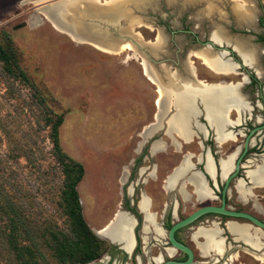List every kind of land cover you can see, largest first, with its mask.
Wrapping results in <instances>:
<instances>
[{"label":"rangeland","instance_id":"obj_1","mask_svg":"<svg viewBox=\"0 0 264 264\" xmlns=\"http://www.w3.org/2000/svg\"><path fill=\"white\" fill-rule=\"evenodd\" d=\"M28 1L35 2L0 0V47L27 76V81L21 79L14 67V75L6 73L0 61V264H58L51 234L70 235V226L63 210L64 175L50 138L51 126L45 124L48 109L52 111L49 116L53 122L61 121L58 139L62 152L84 167V177L77 185L84 220L92 231L103 228L116 213L120 171L130 165V159L135 157L134 149L149 147L158 139L165 147L181 146L178 137L164 136L162 132L152 139L142 134L138 136L143 126L154 121L152 116L157 112V105L153 101L158 94L142 75L132 42L139 40L145 51V42H153L159 30H163L171 42L156 62L174 72L179 68L174 63L176 59L184 61L191 66L196 79L211 84L222 78L216 79L194 54L203 49L215 26L223 27L227 34L253 36L252 42L258 44L256 38L264 37V0H251L259 20L255 32L235 23L232 0H157L154 4L145 0L142 6H129L133 10L132 18H139L141 23L133 21L131 27V18L126 17L97 23L113 39L128 43L133 49H125L118 55L73 42L54 30L44 15L38 13L42 10L38 2L29 4ZM51 1L46 0L42 5ZM106 1L99 0V3ZM139 56L138 61H144L142 53ZM250 72L254 75L252 70ZM240 78L229 76L232 82L239 83ZM256 79L264 85L263 76L258 75ZM251 88V99L256 100L250 103L251 114L260 116L263 108L257 85L253 83ZM262 89L264 98V86ZM197 104L205 115L204 107L199 101ZM223 111L224 118L228 111ZM230 114L231 119H235L236 113ZM205 122L214 135L204 134L207 140L198 144L201 135L194 131L196 137L187 144L188 152L197 153L204 146L214 147L215 144L224 151L236 146L229 155H237L243 138L238 136L237 143L221 146L215 140L213 125ZM164 127V124L160 126ZM189 155L194 166V157ZM177 160L172 152L168 156H157L162 168L164 165L173 167ZM204 160L197 158L203 166ZM248 170L253 171L254 177H264V165L245 168V172ZM191 171L183 177L195 173ZM245 172V177L238 179L247 180L252 187L264 186V181L251 182ZM250 190L248 195H251ZM252 191L259 193L258 189ZM235 192L240 198L248 196L241 197L236 189ZM12 219L19 221L17 242L19 247L31 251V262L26 258L27 253L20 262L9 242ZM146 237L148 239V235ZM100 240L103 253L89 264H121L117 247L107 239Z\"/></svg>","mask_w":264,"mask_h":264},{"label":"flooded vegetation","instance_id":"obj_2","mask_svg":"<svg viewBox=\"0 0 264 264\" xmlns=\"http://www.w3.org/2000/svg\"><path fill=\"white\" fill-rule=\"evenodd\" d=\"M28 2L29 4L35 3L32 1ZM38 3L40 4V8L42 9L43 2ZM258 22L259 20L256 18L255 25L250 30H253L255 32L257 30L256 27L258 25ZM235 23L239 27L246 28L239 25L236 20ZM237 25L236 28H238ZM159 31H162V33H164L163 30ZM228 36L231 38L238 37L239 39H248L251 45H256V47L261 50L262 54L260 55L258 60V67L260 69L261 76H263L264 78V37L261 36L256 38L258 42L257 44L252 42L255 40L253 36H246L244 38L238 33H229ZM165 37L167 39L165 44L166 46L171 42V38L166 34ZM156 39L157 37L155 38V40ZM155 40L153 41V43L155 42ZM208 41H206V43ZM134 43L135 48L137 49L136 54L138 55V58H141L139 54L141 53V50H144V47H142L139 40L134 41ZM151 43L152 42H145V47L147 49L144 52L148 55V58L153 66L152 69H154L159 74V76L163 77V64H159L156 61L161 58V55L164 53L165 46L163 50L158 53L159 58L157 59L151 53L149 47L146 46L147 44ZM206 43H204L203 45H205ZM205 46L203 47V49H206ZM228 49L229 52L226 56L227 59H231V61L235 64H242L239 55L235 53L233 48L229 46ZM212 53L217 55L220 54L217 48L213 49ZM138 58L136 61L141 68L142 75L145 76L143 74L141 61H138ZM174 63L175 65L178 64L179 68H176V72L180 73L181 76L183 75L182 77L189 75L185 71L184 61L182 62L181 60L178 61L176 59ZM237 70L238 71L236 75L241 76V81L239 82L242 84V87L240 89L242 91L241 93L246 96L249 104H254L256 100L252 101L251 99V86L253 83L256 84L259 101L262 103L263 108L260 116H254L253 114L245 115L239 126H228L229 124L223 122L222 133L233 132L235 136L239 135V138H243V143L245 139L249 137V135H251L249 143L251 142V140L255 139L253 147L249 144V147L245 153L243 150H241L236 155L233 166L236 164V161L243 155L239 164V172L237 176L230 180L226 189V194L223 195L225 180L222 181L219 179V168L217 166V162L219 158L226 157L229 154L233 153L237 148L236 146L231 147L230 149H228V151H224L222 149H218L214 144V147L204 146L197 153L188 152L186 143L181 144L179 149H176L175 147L173 148L172 145H170L162 148L161 150L152 151V149L150 148L151 144L149 147L135 148L133 151L135 157L130 159V165L128 167L126 166L125 168H121L122 170L120 171V178L118 182L119 192L116 205V213L126 214L129 218L132 219L134 223L132 231L134 237V247L132 250L131 258L129 259L122 248H119L121 246L115 245L117 247L116 249L121 255V264H156L153 262V260L156 258L160 259L158 264H163L169 261L177 262L179 264H264V186L258 188L252 187L250 183L244 179V183L247 188L251 189V195H248L245 198H240L239 196H237L234 186L235 181L240 178V176H244L245 168L264 165V98L261 96L263 93L262 86L264 85H261L256 79V76L258 77L259 75L257 74L258 72L251 69L250 67L237 65ZM250 70H252L255 76L252 75ZM213 75L216 79L222 78L220 81L224 80V84L236 83L229 80V77L226 78L222 76L218 77V75L215 74ZM193 77H195L196 79L195 74L193 75ZM243 81L245 82L244 85ZM217 83L218 81L214 82L213 84L217 85ZM150 84L155 89L154 92L157 93L155 85L151 82ZM253 96H255L254 93ZM153 104L155 105V99L153 101ZM255 107H258V105L256 104ZM199 108L201 110V115L198 117V123L203 127L204 131L203 133L198 132V134L201 135V138L202 136H204V134H206L208 137L210 134L213 136V131L209 128V126L203 119V109L200 105ZM230 115L231 114L227 112L225 118L232 121ZM148 125H153V122L149 123ZM160 126L149 133L146 138L152 139L160 132H162L164 136H167L166 127L160 128ZM144 127L145 126L140 129L138 136L142 134ZM224 127L226 128V130H223ZM195 128L196 127H193V129L196 131L197 129ZM174 137L178 136L174 135ZM170 152L174 153V155L178 158L177 163L171 168L168 166L165 167L166 165H164V167L162 168L157 161V156H168L170 155ZM188 153L192 154L194 157V166L191 172H199L202 175V177L206 181L207 186L212 191L213 198L199 201L196 197L191 195L193 194L192 189L188 191V188L190 187H187L190 199L189 201L185 202L178 194V189L180 188H177L178 184H176L172 189L165 188L164 183L167 177L176 167L180 165V159H182V157H184ZM207 154L212 158L214 162V169L216 173L214 179H210L205 174L204 166L200 165L197 161V158L199 156L201 158H204ZM143 163L147 164L144 165ZM246 163L249 165H246ZM233 172L234 169L230 172L229 175H231ZM184 181L185 180L183 177L182 182ZM256 189H258V194H255L252 191ZM154 195L159 201H156ZM142 196H145L148 199L147 210L149 213L154 215L155 222L165 233V236L162 239H158L155 238V236L149 231L147 246L144 245V241L142 239L144 235V231L142 230L144 225V215L139 209V202L141 201ZM203 207L224 208L225 211L234 214L246 215L247 217L226 215L223 213L203 214L192 223L176 230L173 235L174 239L178 243H180L188 251H190L191 256L187 251L172 249V244L170 243L168 238L169 230L174 224L188 218L194 212ZM228 225H233L236 229L234 231H231ZM212 228H215L217 230L215 240L219 244L217 246L207 247L205 251H203L201 250L200 246L204 243L205 236L203 234H196L200 229L208 231ZM168 250L172 251L173 255L167 254Z\"/></svg>","mask_w":264,"mask_h":264},{"label":"bare ground","instance_id":"obj_3","mask_svg":"<svg viewBox=\"0 0 264 264\" xmlns=\"http://www.w3.org/2000/svg\"><path fill=\"white\" fill-rule=\"evenodd\" d=\"M34 1L44 2L46 0ZM144 1L145 0H107L105 4H100L99 0H65L43 8L39 11V13L44 15V17L54 26L56 31L58 30L61 34L66 35L73 42L77 44H88L101 52L108 54L116 53L118 55L123 52V50L132 49V47L130 44L125 42L117 44L116 41L113 40V38H111L106 32L100 30L99 24L97 23L103 21L114 22L118 18L123 17L131 18L129 22V26L131 27L133 25V21L135 23H141L139 18H132L133 10L129 6H142ZM156 1L157 0H146L147 3L153 4ZM232 1L234 2L232 11L235 15L237 23L246 28H253L256 22L255 17L257 13L254 6L255 4L251 0ZM239 1L241 2L239 3ZM210 37L217 45L223 44L231 46L235 53L243 59L246 66L254 69L259 75H261L258 67L261 50L256 46L251 45L248 39H239L238 37L231 38L228 36L227 31L221 26H215V29ZM137 39L140 38L138 37ZM165 44L166 38L162 31H159L155 42L147 44L146 46L149 47L151 53L157 57L158 53L163 50ZM194 56L202 63L203 66L206 67V69L213 74L218 75V77L222 76L227 78L231 75L237 74V65L232 62L231 59H227V57L224 56V53L217 55L212 53L210 49L206 48L201 49L194 54ZM184 65L185 71L189 74L188 76L186 75L182 77L183 75L181 76L180 73H171L166 67H163V77H161L154 69H150L149 64L145 60L143 61L142 67L145 72V77L157 86L158 100L156 102V124L144 127L142 135L147 137L149 133L163 123L166 127V134L168 137L171 135H177L184 143L191 144L194 141L193 139L196 137V132L191 130V126L195 123L196 119L197 111L195 103L199 101L205 109L204 116L206 121L212 124L215 129V140L221 146L224 144L227 145V143H237L239 135L235 136L233 132L222 133V126L223 122L229 124L228 126H239L243 117L249 113L251 114L252 112V108L246 96L241 93L242 91L240 92L242 84L238 82L224 84V80H219L217 85H215L213 83L208 84L198 81L195 77H193L194 72L191 66L189 64ZM170 109L171 111L173 110V114L170 117H166ZM221 110H227L229 113L235 112V119L230 121L227 120L225 116L223 118L222 113L224 111L222 112ZM195 129H197V133H203L204 131L199 124L196 125ZM254 141L255 139L250 142L252 147L254 145ZM174 145L176 149H179L178 144ZM162 148H165V145L161 141H157L153 144L152 151L161 150ZM235 158L236 155L233 154L229 155L225 160L218 161V176L222 181H224L227 175H229L232 171ZM204 161V171L206 175L210 179H214L216 173L212 158L207 155L206 160ZM192 168L191 155L186 154L182 158L180 165L176 167L167 177L164 183L165 188L172 189L176 184H178L177 188L180 187L178 189V194L185 202L190 199V195L187 191L188 186L192 188V195L199 201L213 198L212 191L206 184H204L203 177L198 173L195 172L185 176V181L182 182V177L185 173L190 172ZM245 174L251 182L264 181V177H254L253 171L248 170ZM234 186L237 193L241 197L249 194V189L246 187L244 180H236ZM147 208L148 199L145 196H142L141 201L139 202V209L144 215V225L142 229L144 231V236L142 238L144 245L148 242L146 236L149 231H153L156 237L163 238L165 236V233L155 222L154 215L149 213ZM133 227L134 223L131 218H129L126 214L117 213L111 223H108L105 227L99 228L94 232L100 238L119 244L123 251L129 253L134 247L131 233L133 231ZM228 227L231 231L236 229L233 225H228ZM198 234H203L205 236V241L200 246L203 251H205L207 247L217 246L219 244L215 240V236L217 234V230L215 228L208 231L200 229L196 235ZM167 254L173 255V252L168 250ZM159 260V258H156L153 262L158 264Z\"/></svg>","mask_w":264,"mask_h":264},{"label":"trees","instance_id":"obj_4","mask_svg":"<svg viewBox=\"0 0 264 264\" xmlns=\"http://www.w3.org/2000/svg\"><path fill=\"white\" fill-rule=\"evenodd\" d=\"M0 61L4 63L6 73L14 75L15 71L21 79L27 81V76L22 72L10 56L0 47ZM13 67L15 71H13ZM49 115L52 114L48 109ZM45 118V124L51 126L50 138L56 151L57 162L62 168L64 175V190L62 191L63 210L66 215L69 226L70 235L61 233H52L53 252L57 258L58 264H89L98 260L102 253V241L87 226L82 215L80 199L77 191V185L82 181L85 171L82 164L76 162L65 153L59 146L58 127L61 123L60 119L53 122L50 116ZM10 226L9 242L17 256L22 262L24 253H27V260L31 262L33 259L29 249H24L18 245V220L12 219Z\"/></svg>","mask_w":264,"mask_h":264},{"label":"water","instance_id":"obj_5","mask_svg":"<svg viewBox=\"0 0 264 264\" xmlns=\"http://www.w3.org/2000/svg\"><path fill=\"white\" fill-rule=\"evenodd\" d=\"M62 1H65V0H53V1H51V2H48V3H46V4H44V5H42V7L43 8H46V7H48V6H50V5H52V4H55V3H57V2H62ZM42 8V9H43ZM255 19H256V17H255ZM51 27L54 29V27L51 25ZM100 28V27H99ZM55 30V29H54ZM101 30V29H100ZM101 31H103V32H106L107 34H108V32L103 28V30H101ZM164 34V33H163ZM109 35V34H108ZM110 36V35H109ZM164 36H165V34H164ZM111 37V36H110ZM129 37V36H128ZM111 38H113V37H111ZM166 38V37H165ZM129 39H131V37H129ZM113 40H115V39H113ZM167 40V39H166ZM116 41V43L118 44V43H120L121 44V40H115ZM132 43H134V42H132ZM79 44V43H78ZM81 44H83V43H81ZM134 45V47H135V44H133ZM206 46H205V48H208V49H210L211 51H213V49H215V48H217L218 49V51H219V53L221 54V53H224V56H227V53L229 52V49H228V47L229 46H227V45H223V44H219V45H217L216 43H214L213 41H212V38L210 37L209 38V41L205 44ZM142 53V60H145L148 64H149V67H150V69L151 68H153V66H152V64H151V62H150V60H149V58H148V55H147V53H145L144 52V50H143V52H141ZM218 53V54H219ZM155 58H159V56H155ZM239 58H240V60H241V62H242V64H236V65H241V66H246L245 65V63H244V61H243V59L239 56ZM143 63V61H141V64ZM142 70H143V74L145 75V72H144V69H143V67H142ZM171 73H178V72H171ZM153 84V83H152ZM155 88H156V91L158 92V89H157V86L155 85ZM241 89V88H240ZM240 92H241V90H240ZM157 100H158V98L155 100V106H156V102H157ZM195 106H196V119H195V123L194 124H192V126H191V130L192 131H195L194 129H193V127H196V125L197 124H199L198 123V117L201 115V110H200V108H199V104H197V102L195 103ZM170 111V110H169ZM157 114V112H155V114L153 115V119H154V121H153V125H155L156 124V121H155V115ZM173 114V110L172 111H170V115H169V117L171 116ZM250 114V113H249ZM203 119L204 120H206V118H205V116H203ZM200 125V124H199ZM201 126V125H200ZM202 127V126H201ZM223 130H226V128L224 127V129ZM250 137H251V135H249V137H247L246 139H245V141H244V143H243V145L242 146H240V149L238 150V152H237V154L241 151V150H243L244 151V153L246 152V150L248 149V147H249V139H250ZM179 140H180V143L181 144H184V142L179 138ZM158 140H154L153 142H152V144H151V149H152V146H153V144L155 143V142H157ZM242 157H243V155L236 161V164L233 166V169H234V172L231 174V175H227V177L225 178V186H224V189H223V195H225L226 194V189H227V186H228V184H229V182H230V180L232 179V178H234V177H236L237 176V174H238V172H239V164H240V162H241V159H242ZM232 169V170H233ZM204 184H206V181L204 180ZM207 185V184H206ZM206 213H223V214H226V215H237V216H245V217H247L246 215H242V214H234V213H231V212H228V211H225L224 210V208H215V207H203V208H201V209H199V210H197L196 212H194L192 215H190L188 218H186V219H184V220H182V221H179V222H177L176 224H174L173 226H172V228L169 230V233H168V238H169V241H170V243L172 244V249H174V250H184V251H187L188 253H189V255L191 256V253H190V251H188L184 246H182L180 243H178L175 239H174V237H173V235H174V232L176 231V230H178V229H180V228H182V227H184V226H186V225H188V224H190V223H192L194 220H196L199 216H201V215H203V214H206ZM117 214V213H116ZM115 214V215H116ZM115 218V216L113 217V219ZM112 221V220H111ZM111 221L109 222V223H111ZM94 232V231H93ZM95 233V232H94ZM132 233V238H133V243H134V237H133V232H131ZM96 234V233H95ZM111 245H118V244H116L115 242H113V241H110V240H107ZM119 246V245H118ZM119 248H121V247H119ZM133 250V249H132ZM132 250L129 252V253H127V252H125V254H127V256H128V258L130 259L131 258V255H132ZM163 264H179V263H177V262H172V261H169V262H166V263H163Z\"/></svg>","mask_w":264,"mask_h":264},{"label":"crops","instance_id":"obj_6","mask_svg":"<svg viewBox=\"0 0 264 264\" xmlns=\"http://www.w3.org/2000/svg\"><path fill=\"white\" fill-rule=\"evenodd\" d=\"M207 136V135H206ZM205 135L204 136H202V138H200V140H199V142H198V144L200 143V144H202V141H206L207 140V138L208 137H206ZM213 178V177H212Z\"/></svg>","mask_w":264,"mask_h":264}]
</instances>
